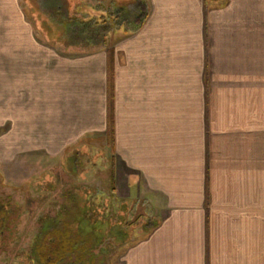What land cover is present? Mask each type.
Segmentation results:
<instances>
[{
    "label": "crops",
    "instance_id": "crops-1",
    "mask_svg": "<svg viewBox=\"0 0 264 264\" xmlns=\"http://www.w3.org/2000/svg\"><path fill=\"white\" fill-rule=\"evenodd\" d=\"M24 1L0 0V134L49 158L97 141L98 233L133 206L146 225L111 264H264V0H129L140 27L77 45L86 11L38 0L66 37L43 44Z\"/></svg>",
    "mask_w": 264,
    "mask_h": 264
},
{
    "label": "rangeland",
    "instance_id": "rangeland-1",
    "mask_svg": "<svg viewBox=\"0 0 264 264\" xmlns=\"http://www.w3.org/2000/svg\"><path fill=\"white\" fill-rule=\"evenodd\" d=\"M55 1L57 0H54V3ZM68 1L72 5L70 9L74 7L75 9L80 8L79 11H86L87 13L80 14L79 21H76L73 26L71 24V27H73L71 29H73L77 35L70 36L68 41L69 44L67 45H77L84 43V41L88 39L97 42V33L99 30L100 33L101 30H105V32L108 33L115 28H122L123 31L127 29L132 30L135 27L134 20L140 17L138 14L137 17L134 16V13L133 15L131 14L130 17L128 11L132 13L135 10L134 8L131 9L132 7L130 10L125 9L122 12L117 10L118 6H126L129 0H117L115 5L110 4L112 0H106L105 3H102V6H100L101 11H96L99 9L98 3L100 0ZM41 2L43 4H41L42 7L40 8L43 11H53L52 8L54 7V3L51 2L52 5H49L48 1L42 0ZM37 3L38 0H28V2L24 1L22 6L27 11V17L38 25L37 34L40 33L39 35H42L43 44L44 42H49L50 39H52V42H54V39H58L60 42L65 40L66 37L62 35L61 29H58V27H55L53 31L49 29L51 24H47V21H45L43 15L46 14L45 12L42 14L41 11L39 16H35L36 12L34 10L32 12L30 7L39 8V3L38 5ZM86 15H88L87 18L85 17ZM103 16L105 21L101 20ZM83 19L85 21L88 20V22L86 23L84 21L85 24H81ZM65 29V33L67 34L68 30L67 28ZM107 33L105 34L106 37L109 35H107ZM1 114L0 112V121ZM1 128L2 127H0V130ZM6 144L7 142L3 140L0 134V203L5 204V206H8V208L13 211L11 219H14L15 215L20 213L18 207L26 206L29 209H27L25 214L26 218L22 216L17 220V223H19L17 228L20 230V233H22V231L26 232L24 237H21L20 241H7L8 233L4 232V240L7 241V244L0 247V264H38L37 262L32 263L28 261V255L31 250L32 240L35 234L39 233L38 220L40 216H60V214L55 213H57L63 203H98L100 186L98 174L100 170L103 172L105 165H103L101 153L98 151L97 141L90 143L89 139L85 140V143H82L81 146L72 149L70 153H65L58 158H49L39 152H32L23 143L15 144L11 148H8ZM78 151L81 153L80 155H82L81 159H79L78 156L80 155L78 153H74ZM72 156L76 158L73 159ZM66 168H68V171L74 170V175L66 173ZM76 168L79 169V172ZM67 195H72L73 199L69 198ZM102 203H104V201H102ZM13 206H17V208ZM36 207H38V209L33 218V210ZM143 210L144 209L140 208L137 215H143ZM124 211L127 218L125 220L123 219V222H126L128 219L127 221L129 223L123 224L122 228L114 227L115 225L108 227L103 225L101 227L102 234H100L97 233L100 228L99 223L95 225V231L97 232H91L93 231L91 230L92 228L88 227V224L84 225L85 234L87 231L89 234L91 233V236L95 239V244L101 241L100 237H107V239H109L107 241L111 243L110 246L107 245L106 248L103 247L101 251V257L103 259L105 258V260L106 255L109 253L106 251L109 249L108 247L112 248V246H114V240L119 242L121 244V249L124 250L130 247L135 240L142 238L145 234L146 225L143 223L141 224V220L136 218L134 206L128 207ZM105 231H109L110 235L106 236L104 234ZM119 239L121 240L119 241ZM100 248H102V246Z\"/></svg>",
    "mask_w": 264,
    "mask_h": 264
},
{
    "label": "trees",
    "instance_id": "trees-1",
    "mask_svg": "<svg viewBox=\"0 0 264 264\" xmlns=\"http://www.w3.org/2000/svg\"><path fill=\"white\" fill-rule=\"evenodd\" d=\"M142 21V18L136 21L134 23L135 27H140ZM106 33L107 32L100 34V37L105 36ZM90 46H92V49L93 45ZM68 197L73 199L72 195ZM86 205L87 203L61 204L58 210L59 212L57 211V213H55L60 214V216L57 217L60 220L50 225L48 224V226L42 225V227H38L39 233H36L32 240L28 261L32 263L37 262L38 264L102 263V250L99 249V245H101L103 241L95 244V239L91 236V233L89 234L87 231L85 234L84 232L85 224H88L87 226L92 228L91 230L93 231L91 232L95 231L98 211L96 207L92 209L86 207ZM13 207L17 208V206ZM27 209L29 208L26 206L18 207L20 213H17L15 218L11 219L13 211L10 210L8 206H5V204L0 203V247L7 244V241H20L21 237H24L26 232L22 231V233H20V230L17 228V226H19L17 220L22 216L26 218L25 214ZM37 209L38 207L33 210V218L35 217ZM4 232L8 233L7 241L4 240ZM108 248L106 252L109 253L106 255V258L109 257L107 260L108 264H110L112 262L114 250L111 247Z\"/></svg>",
    "mask_w": 264,
    "mask_h": 264
}]
</instances>
